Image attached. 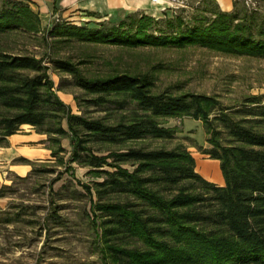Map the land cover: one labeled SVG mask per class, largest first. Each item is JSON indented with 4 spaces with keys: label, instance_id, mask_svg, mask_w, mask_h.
I'll return each mask as SVG.
<instances>
[{
    "label": "trees",
    "instance_id": "trees-1",
    "mask_svg": "<svg viewBox=\"0 0 264 264\" xmlns=\"http://www.w3.org/2000/svg\"><path fill=\"white\" fill-rule=\"evenodd\" d=\"M237 4L233 12H225L202 0L198 9L211 14L209 21L187 26L179 13L167 19L171 33L151 32L158 19L146 14L93 26L59 19L48 33L64 43L199 45L264 58V15L245 14L235 22L240 18ZM41 30L40 15L29 0H0V146H8V138L29 125L48 136L58 163L69 160V170L78 163L98 178L93 186L82 185L91 196L103 264H264L261 95L225 107L214 95L158 92L150 73L92 77L77 63L54 58L55 67L72 75L75 85L91 96L84 99L88 105L102 107L106 115L74 113L57 93L44 58L5 45L11 34ZM184 117L202 121L209 146L198 149L219 160L224 184L197 170L183 142L168 147L180 130L167 121ZM66 137L72 139L68 160L60 156L66 152ZM3 189L0 196L6 195Z\"/></svg>",
    "mask_w": 264,
    "mask_h": 264
},
{
    "label": "rangeland",
    "instance_id": "rangeland-1",
    "mask_svg": "<svg viewBox=\"0 0 264 264\" xmlns=\"http://www.w3.org/2000/svg\"><path fill=\"white\" fill-rule=\"evenodd\" d=\"M198 5L189 3L180 10L185 25L209 21L211 14L198 9ZM237 11L240 18L235 22L245 14L264 15V0H256L254 5L238 0ZM56 21L43 24L39 32L11 34L5 45L13 52L44 58L57 93L74 113L88 117L106 115L102 107L88 105L84 99L91 96L75 85L72 75L55 67L51 61L54 58L71 60L92 77L120 72L150 73L156 79L158 92L214 95L225 107L241 106L251 95H261L264 103V58L228 54L199 45L132 48L79 41L64 43L48 33ZM157 21L151 32H172L167 19ZM167 125L180 130L178 139L169 142L168 147L183 142L193 153L202 175L218 184L225 183L219 161L198 149L209 146L202 121L172 118ZM21 128L17 134L26 135L22 141L17 140L15 146L11 141L12 149L0 146V190L4 188L6 194L0 196V264H103L91 196L82 185L93 186L98 178L78 163H71L73 168L69 170L71 137L62 141L66 152L60 156L68 161L60 164L52 155V143L46 134L29 125ZM33 168L38 170L33 172ZM46 168L54 171H40Z\"/></svg>",
    "mask_w": 264,
    "mask_h": 264
},
{
    "label": "crops",
    "instance_id": "crops-1",
    "mask_svg": "<svg viewBox=\"0 0 264 264\" xmlns=\"http://www.w3.org/2000/svg\"><path fill=\"white\" fill-rule=\"evenodd\" d=\"M187 3H200L202 0H186ZM222 11L233 12L238 0H211ZM31 8L40 15L42 25L54 19L76 24L84 22L108 21L118 23L128 16L150 15L156 19L175 16L171 0H29ZM26 135L14 134L8 138L14 146ZM13 146H2L12 149ZM219 161V160H218ZM218 163V162H217ZM220 163V162H219ZM222 185V183H220ZM224 184V183H223Z\"/></svg>",
    "mask_w": 264,
    "mask_h": 264
},
{
    "label": "built area",
    "instance_id": "built-area-1",
    "mask_svg": "<svg viewBox=\"0 0 264 264\" xmlns=\"http://www.w3.org/2000/svg\"><path fill=\"white\" fill-rule=\"evenodd\" d=\"M157 1V0H153ZM173 3L174 13L177 15L180 10L185 9L189 6L186 0H171ZM247 5H254L256 4V0H244Z\"/></svg>",
    "mask_w": 264,
    "mask_h": 264
}]
</instances>
